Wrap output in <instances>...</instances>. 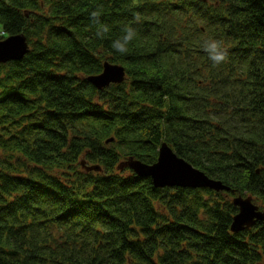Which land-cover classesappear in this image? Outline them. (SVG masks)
<instances>
[{
  "label": "trees",
  "instance_id": "trees-1",
  "mask_svg": "<svg viewBox=\"0 0 264 264\" xmlns=\"http://www.w3.org/2000/svg\"><path fill=\"white\" fill-rule=\"evenodd\" d=\"M0 29L29 45L0 64V264H264V221L231 231L235 199L264 212V0H0ZM105 62L126 79L99 91ZM163 143L230 190L126 165Z\"/></svg>",
  "mask_w": 264,
  "mask_h": 264
},
{
  "label": "water",
  "instance_id": "water-1",
  "mask_svg": "<svg viewBox=\"0 0 264 264\" xmlns=\"http://www.w3.org/2000/svg\"><path fill=\"white\" fill-rule=\"evenodd\" d=\"M206 1V0H205ZM29 51V45L24 35L10 36L0 41V64L21 60ZM126 79L123 66L106 62L103 72L89 78L90 83L102 90L112 84H121ZM138 176L150 177L157 188H209L217 192L229 191L230 188L221 181L208 177L196 169L185 159L179 157L174 150L163 143L159 150L158 161L148 165L134 158L126 163ZM234 204L239 208L231 231L239 233L253 227L257 222L264 221V212L252 202V198H237Z\"/></svg>",
  "mask_w": 264,
  "mask_h": 264
},
{
  "label": "clouds",
  "instance_id": "clouds-1",
  "mask_svg": "<svg viewBox=\"0 0 264 264\" xmlns=\"http://www.w3.org/2000/svg\"><path fill=\"white\" fill-rule=\"evenodd\" d=\"M103 15V6H98L89 15L90 22L96 27L95 36L98 39H103L110 32V26L101 22ZM140 13H135L133 22L127 24L122 29L123 35L113 40L111 43L112 49L120 55H126L129 51V46L137 39L138 31L132 26L133 23H140ZM203 50L207 53L208 59L213 66H218L228 60V49L224 45L223 40L208 38L203 43Z\"/></svg>",
  "mask_w": 264,
  "mask_h": 264
},
{
  "label": "rangeland",
  "instance_id": "rangeland-1",
  "mask_svg": "<svg viewBox=\"0 0 264 264\" xmlns=\"http://www.w3.org/2000/svg\"><path fill=\"white\" fill-rule=\"evenodd\" d=\"M2 30L0 29V32H1ZM5 39V37L3 36V35H1L0 34V41H2V40H4Z\"/></svg>",
  "mask_w": 264,
  "mask_h": 264
},
{
  "label": "bare ground",
  "instance_id": "bare-ground-1",
  "mask_svg": "<svg viewBox=\"0 0 264 264\" xmlns=\"http://www.w3.org/2000/svg\"><path fill=\"white\" fill-rule=\"evenodd\" d=\"M106 63V62H105ZM100 91V90H99ZM202 171V170H201ZM169 188V187H168Z\"/></svg>",
  "mask_w": 264,
  "mask_h": 264
}]
</instances>
